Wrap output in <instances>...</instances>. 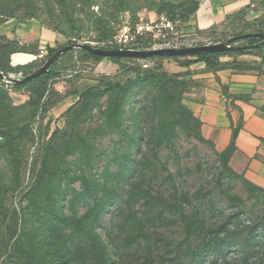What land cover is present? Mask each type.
I'll return each instance as SVG.
<instances>
[{
  "label": "rangeland",
  "instance_id": "obj_1",
  "mask_svg": "<svg viewBox=\"0 0 264 264\" xmlns=\"http://www.w3.org/2000/svg\"><path fill=\"white\" fill-rule=\"evenodd\" d=\"M185 1L0 0V24L35 20L56 28L61 45L103 47L123 23ZM240 28L191 39L225 42ZM0 60L25 77L7 51ZM126 60L71 53L53 77L22 89L0 82V264H264L244 259L241 243L226 262L207 248L228 230L263 242L264 192L201 140L183 61ZM145 64L157 77L82 98L104 79L124 81L129 66L145 74Z\"/></svg>",
  "mask_w": 264,
  "mask_h": 264
},
{
  "label": "crops",
  "instance_id": "obj_2",
  "mask_svg": "<svg viewBox=\"0 0 264 264\" xmlns=\"http://www.w3.org/2000/svg\"><path fill=\"white\" fill-rule=\"evenodd\" d=\"M243 11L246 12L241 15ZM262 17L264 0H200L188 30L193 35L199 32L225 34ZM0 37L19 41L27 50V53L11 55L14 67L37 61L36 54L43 46L56 48L62 44L57 33L35 20L24 23L8 20L0 24ZM235 61L251 64L260 63L261 59L252 55L221 58L223 64ZM254 66L256 70L212 71L199 62L189 68L179 67L178 73H192L183 78L190 81L185 103L199 120L203 138L222 153L233 145L238 131L230 167L252 186L264 189V67ZM16 97L20 102L27 99L22 94Z\"/></svg>",
  "mask_w": 264,
  "mask_h": 264
},
{
  "label": "trees",
  "instance_id": "obj_3",
  "mask_svg": "<svg viewBox=\"0 0 264 264\" xmlns=\"http://www.w3.org/2000/svg\"><path fill=\"white\" fill-rule=\"evenodd\" d=\"M200 6V0H187L182 4H172V3H164L162 5V11L165 13L164 15L168 16L169 18H171L174 21H181L183 22L185 25H189L195 18L197 11L199 9ZM246 11L241 12L240 14H244ZM239 14V15H240ZM94 24H99V22L94 21ZM44 27L52 30L53 32L58 33L56 28H52L49 26H46V24H42ZM106 30H104V32H102L101 37L102 38H106ZM62 33V32H61ZM105 33V34H104ZM207 33H215V32H207ZM199 34H206V32H199ZM245 34H264V17L255 20L253 22H249L247 23L243 30H241L240 32L232 35V37H238V36H242ZM115 35V34H114ZM113 35V36H114ZM221 36H224V34H219ZM113 38V37H112ZM111 38V39H112ZM224 39L222 40H218L217 43L222 42ZM78 41H75L73 39H70L69 42L66 45H58L56 48H47L48 49V58H51L58 50L64 48L65 46L71 45L73 43H77ZM260 41L259 40H250L245 42L244 45H255L258 44ZM97 48H102V49H109L108 46H103V47H97ZM135 49H140V50H146L150 48V44L149 42H144L139 44V46L134 47ZM263 49V47H260L256 50H251V51H239V52H228V53H223V54H211V55H200L197 57H193V58H179V57H175V58H166V57H155L152 59H147V60H151V61H156V60H166V59H174V60H182L183 61V65L182 67L184 68H189L191 65H193L194 63H204L206 65V67L212 71H216L219 69H223V68H231V69H235V70H247V69H257L254 65H260L261 67H264V56H260L259 52ZM2 51H7L8 55H12L14 53H27L26 48L24 45H22L19 41H9L7 39H5L4 37H0V52ZM71 53H77L78 55H82L86 58H90V59H94L96 61H104V60H110V61H124L126 59H119V58H104V57H99V56H93L90 53L86 52V51H73L70 52L64 56H62L60 58L63 59L64 57L68 56ZM37 55V54H36ZM243 55H252V56H256L258 58L261 59L260 63L254 62L251 64H247V63H240V62H234V63H225L223 64L221 62V58L222 57H237V56H243ZM59 60V61H60ZM59 61L51 68V70L44 76L33 80L25 85L22 86H15L18 89H22L42 78H50L55 76L56 74V67L59 63ZM126 61H137V60H133V59H129ZM45 62H41L39 63L38 61H34L28 65H24V66H18L16 67V73H23V75L26 77L28 75H30L32 72L35 71V69L40 68ZM140 68L143 69L141 67H136V66H129L128 67V74L127 77L125 78L124 81H115L112 82L109 79H104L102 80L98 87H94L89 89L88 91H86L82 98L84 97H89L91 94H93L94 92H97L98 88L100 89H104V90H118L120 89L124 84H133L136 81H140L142 80L145 76H150L152 78L157 77V75L155 73H153L152 71H155L153 68L149 67L146 68L144 70H146L145 74L140 75L139 73H137L136 69ZM0 70L2 72H4L5 74H8V71L6 70V67L4 66L3 62L0 60ZM33 70V71H31ZM31 71V72H30ZM192 73L190 71H188L185 74H179L181 76V78H184L185 76H189ZM9 75V74H8ZM183 83L187 89L188 84L190 83V81L183 79ZM101 93V90L100 92ZM188 108V107H187ZM189 110V109H188ZM189 113L191 116L195 117L193 115V113L189 110ZM196 119V118H195ZM197 123L199 125V134H200V138L201 140H203L205 143H207L208 145H210L213 149H215L214 145L211 144L210 142L206 141L203 136L200 133V122L199 120H197ZM238 138V131L235 133V138H234V142L233 145L225 152L219 153L216 151L217 153V157L219 159V161L227 168V170H229L231 173H233L235 176H238L239 178H241L242 180H244L246 183H248L243 176H240L238 174H236L232 168L230 167V159L231 156L233 154V152L236 149L235 146V142ZM249 184V183H248ZM251 187L257 189L258 191L264 192V189H259L256 188L254 186H252L251 184H249ZM262 225V224H261ZM239 232V231H238ZM236 233V232H232L230 230H228L227 232L225 231V235L223 238H221L220 240H218L217 242H213L212 245L208 246V250H210L211 254L215 255V259L219 260V259H223V261H227V257H228V253H230L233 249V245L234 244H239L240 245V249H241V253L244 257V259H249V261H251V258H254L256 255L257 259L259 257H262V260H264V240L263 242L258 241L261 237L260 234H257V232L255 233L252 232L250 238L248 236H246L248 233ZM259 236L257 238H255L256 236ZM230 247V248H229ZM252 247V248H251ZM251 248V250H254V248H257V251L254 250L253 251H248V249ZM262 250V251H261ZM258 253V254H257ZM260 260V259H259ZM258 261V260H257ZM200 264V263H199Z\"/></svg>",
  "mask_w": 264,
  "mask_h": 264
},
{
  "label": "water",
  "instance_id": "obj_4",
  "mask_svg": "<svg viewBox=\"0 0 264 264\" xmlns=\"http://www.w3.org/2000/svg\"><path fill=\"white\" fill-rule=\"evenodd\" d=\"M250 40H259L255 45H244ZM264 46V34H245L242 36L231 38L225 42H219L207 45H195L183 48H154V49H102L94 47L88 43H73L58 50L51 58H49L40 68L32 72L30 75L17 78L5 74L0 70V82L10 86H22L33 80L46 75L51 68L60 60V58L73 51H86L93 56L104 58H119L133 60H147L155 57L166 58H193L200 55L223 54L228 52L251 51Z\"/></svg>",
  "mask_w": 264,
  "mask_h": 264
},
{
  "label": "built area",
  "instance_id": "obj_5",
  "mask_svg": "<svg viewBox=\"0 0 264 264\" xmlns=\"http://www.w3.org/2000/svg\"><path fill=\"white\" fill-rule=\"evenodd\" d=\"M189 26V25H188ZM188 26L181 21H174L166 15L139 17L135 22L127 21L120 25L112 39L103 44L109 49L128 50L144 42H149L150 48H183L195 46L194 36ZM48 49L43 46L36 55L37 61H47ZM149 68L150 64H145Z\"/></svg>",
  "mask_w": 264,
  "mask_h": 264
}]
</instances>
